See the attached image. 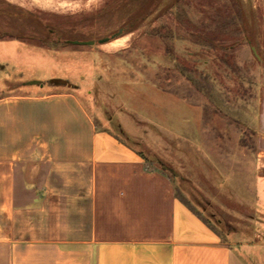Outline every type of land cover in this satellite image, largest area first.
I'll return each instance as SVG.
<instances>
[{
	"label": "rangeland",
	"instance_id": "1",
	"mask_svg": "<svg viewBox=\"0 0 264 264\" xmlns=\"http://www.w3.org/2000/svg\"><path fill=\"white\" fill-rule=\"evenodd\" d=\"M1 89L76 96L167 167L233 264H264V0H0ZM170 98L195 140L152 125Z\"/></svg>",
	"mask_w": 264,
	"mask_h": 264
},
{
	"label": "crops",
	"instance_id": "2",
	"mask_svg": "<svg viewBox=\"0 0 264 264\" xmlns=\"http://www.w3.org/2000/svg\"><path fill=\"white\" fill-rule=\"evenodd\" d=\"M2 94L0 264H233L175 181L96 125L76 96ZM169 102L152 125L195 140V110Z\"/></svg>",
	"mask_w": 264,
	"mask_h": 264
},
{
	"label": "water",
	"instance_id": "3",
	"mask_svg": "<svg viewBox=\"0 0 264 264\" xmlns=\"http://www.w3.org/2000/svg\"><path fill=\"white\" fill-rule=\"evenodd\" d=\"M125 30L126 29H121L118 34L113 35L111 38H105V39L99 40L98 44H100V45L107 44V43L119 38L120 36H122V34L125 32ZM66 44L74 45V46H93L96 44V42H94V41L82 42V41L68 40V41H66ZM51 84H54L56 86H60V85H66L67 82L64 80H53V81H51Z\"/></svg>",
	"mask_w": 264,
	"mask_h": 264
},
{
	"label": "trees",
	"instance_id": "4",
	"mask_svg": "<svg viewBox=\"0 0 264 264\" xmlns=\"http://www.w3.org/2000/svg\"><path fill=\"white\" fill-rule=\"evenodd\" d=\"M138 154L140 155V157H142L143 159L145 160H148V158L140 151H138ZM156 160V163L158 166H160V168L163 170V171H168L167 167H165L164 165H162L158 160L157 158H154Z\"/></svg>",
	"mask_w": 264,
	"mask_h": 264
}]
</instances>
